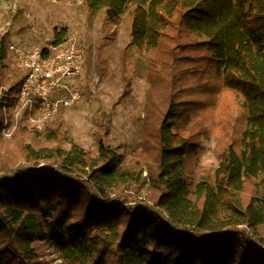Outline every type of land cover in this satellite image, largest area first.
<instances>
[{
	"label": "trees",
	"instance_id": "16d2710c",
	"mask_svg": "<svg viewBox=\"0 0 264 264\" xmlns=\"http://www.w3.org/2000/svg\"><path fill=\"white\" fill-rule=\"evenodd\" d=\"M82 2L111 23L129 12L130 44L148 51L142 151L125 163L101 136L98 151L64 146L59 125L23 142L29 167L0 175V264H264V0ZM8 52L2 36L9 96L24 72L8 81ZM213 137L219 166L197 178ZM147 181L152 204L133 197Z\"/></svg>",
	"mask_w": 264,
	"mask_h": 264
},
{
	"label": "rangeland",
	"instance_id": "374dc122",
	"mask_svg": "<svg viewBox=\"0 0 264 264\" xmlns=\"http://www.w3.org/2000/svg\"><path fill=\"white\" fill-rule=\"evenodd\" d=\"M2 36L6 37L8 45L13 43L26 49L47 48L55 38L61 39V43L76 41L83 51V66L76 81L81 96L72 107L41 126L21 119L9 136L3 134L1 125L0 175L12 172L18 165L29 167L23 142L34 147L47 143V134L57 125L64 146L73 141L83 148L98 151L97 138L101 136L117 148L125 163L137 159L142 151L145 106L152 90L145 69L148 51L145 46L136 48L130 44L129 12L111 23L104 10L92 13L82 0H0ZM5 62L6 76L11 81L21 70L10 51ZM124 75L133 76L130 91L126 94H123ZM7 93L8 85H0V96L6 95L0 124L5 102L13 101L18 89L9 96ZM20 124L25 127L24 131L15 133ZM199 159L197 178L216 170L219 166L218 138L203 142ZM41 164L49 163L42 161L38 165ZM141 165L142 175L146 176L148 163L144 161ZM138 186L139 192L133 194L134 199L152 204L149 182ZM41 259L59 261L55 255H45Z\"/></svg>",
	"mask_w": 264,
	"mask_h": 264
},
{
	"label": "built area",
	"instance_id": "2783aa9c",
	"mask_svg": "<svg viewBox=\"0 0 264 264\" xmlns=\"http://www.w3.org/2000/svg\"><path fill=\"white\" fill-rule=\"evenodd\" d=\"M8 50L24 72V78L15 99H9L3 106L4 135H11L21 119L41 126L80 99L76 81L82 72L83 51L76 41L29 49L12 43ZM34 169L41 174L67 177L56 165L41 164Z\"/></svg>",
	"mask_w": 264,
	"mask_h": 264
}]
</instances>
